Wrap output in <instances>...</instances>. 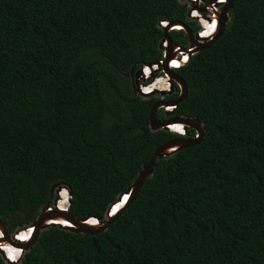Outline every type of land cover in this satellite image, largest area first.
Here are the masks:
<instances>
[{
    "label": "trees",
    "instance_id": "obj_1",
    "mask_svg": "<svg viewBox=\"0 0 264 264\" xmlns=\"http://www.w3.org/2000/svg\"><path fill=\"white\" fill-rule=\"evenodd\" d=\"M187 9L183 0H0V220L10 234L60 185L72 217L104 219L154 149L184 136L149 128L153 102L178 87L134 94L131 68L162 58L160 20L196 30ZM173 70L187 85L173 116L200 118V141L156 159L106 229L44 228L16 264H264V0H233L223 33ZM1 248L19 259L20 249Z\"/></svg>",
    "mask_w": 264,
    "mask_h": 264
},
{
    "label": "water",
    "instance_id": "obj_2",
    "mask_svg": "<svg viewBox=\"0 0 264 264\" xmlns=\"http://www.w3.org/2000/svg\"><path fill=\"white\" fill-rule=\"evenodd\" d=\"M190 6L194 7L196 6V1H189ZM233 8V0H226V3L223 4L222 9L219 12V25L217 32L208 39H199L197 37V34L194 33L190 28H188L183 22L178 20L170 21L171 24L175 25H181V27L184 29L186 37L188 42L191 45H194L193 51L189 52V54H194L197 51L204 50L208 48L212 42H214L224 31L226 23L230 19V12ZM170 24V25H171ZM168 27H162L163 35L159 43V49L166 50V56L163 63V68L169 73L171 77V88L170 91H154V93H158L160 95L170 94L174 88L175 85L179 88V94L178 96L169 101L164 100H156L153 102L150 111H149V128L150 130H158V129H164L169 130L168 125L172 122H181L185 125V136H182L181 138H172L170 140H167L163 142L162 144L158 145L154 151L151 153L148 161L144 163L141 167V169L138 171L135 179L133 182L127 187V189L120 193L115 201L111 202L107 209H106V215L105 218L100 220L98 217L92 214H87L84 217L74 218L72 217L68 212V205L70 203V197H71V190L66 186H57L56 188L51 189V196L53 198L52 203H46L42 208L40 209L38 215L36 218L29 223V225L32 227L31 230V236L29 239L25 242H21L19 240H13L11 234L8 232V229L6 227V224L4 221L0 220V230L2 232V239L0 242H7V244H15L19 246L21 249V254L18 259L20 260L22 253L27 250L36 240V237L40 230L47 228V227H57L65 230H69L76 233H82V234H95L98 232L103 231L106 229L114 217H116L126 206L127 204L132 200V198L136 197L139 193V190L145 181V179L151 175L154 171V163L156 159L163 158L164 156H168L176 152L177 150L194 145L200 141L204 134V129L202 127L201 119L198 117H183V116H173L174 111H165V115L167 116L163 120H158L156 118V111L166 106L167 104H178L181 102L187 93V85L184 81V79L176 74L173 69L167 67V61L171 57V53L173 50V45L171 43L170 36L168 34ZM164 39H167L169 44L167 48H164L162 45V41ZM201 40V42L199 41ZM185 49V48H183ZM131 78H132V88L134 91V94H139L144 97H148L152 95L150 94H142L138 88L139 79L141 78V69H134V67L131 68ZM189 128H192L195 130L197 136L190 137L189 136ZM62 188L67 189L68 191V197H67V205L65 208H60L58 206V200H59V192ZM125 196V199L123 198ZM123 200V201H122ZM120 203L119 207H116L113 209L114 205ZM57 217L63 218L64 220L68 221L70 223V226H65L60 223H54V222H47L51 219H55ZM92 218L95 219L97 222V225L89 224L87 221ZM20 228H17L15 232H18ZM0 254L5 259V261L8 264H16L17 262H10L6 258L5 251L0 246Z\"/></svg>",
    "mask_w": 264,
    "mask_h": 264
},
{
    "label": "built area",
    "instance_id": "obj_3",
    "mask_svg": "<svg viewBox=\"0 0 264 264\" xmlns=\"http://www.w3.org/2000/svg\"><path fill=\"white\" fill-rule=\"evenodd\" d=\"M187 2L188 9L186 11L187 19L191 22H194L196 25V30L194 33L197 34L199 39H208L211 38L218 30L219 25V12L223 7V4L226 3V0H183ZM189 1H196L197 5L194 7L190 6ZM169 20H160L158 23L159 27H168V34L172 31H182L185 33L181 25L171 24ZM215 25V28L212 27ZM201 42V40H199ZM173 45V50L171 57L167 61V67L174 69L178 68L187 63L190 55L189 52L193 51L194 45H191L188 40L184 44H179L171 40ZM169 42L167 39L162 41L164 48H167ZM185 48V49H183ZM166 56V50H162V58L150 63L144 64L141 66V78L139 79L138 88L142 94H150L154 91H170L172 82L169 73L163 68L164 59ZM185 57L187 59L185 60ZM176 62V63H174ZM177 86V85H176ZM178 87V86H177ZM175 88V87H174ZM173 88V90H174ZM179 89V88H178ZM162 98V97H161ZM176 104H167L161 109L167 111H174ZM179 123L181 126V131L179 133L185 134V125L181 122H174L172 124ZM170 125V124H169ZM169 128V127H168ZM169 131H173V128H169ZM194 136H197L195 133ZM32 227L28 224L24 227H21L18 231V234L22 233V238L19 241L25 242L31 236ZM16 232L13 234L14 239L18 235ZM21 254V251H20ZM20 257V255H19ZM7 258V257H6ZM10 262H18V260H9Z\"/></svg>",
    "mask_w": 264,
    "mask_h": 264
},
{
    "label": "bare ground",
    "instance_id": "obj_4",
    "mask_svg": "<svg viewBox=\"0 0 264 264\" xmlns=\"http://www.w3.org/2000/svg\"><path fill=\"white\" fill-rule=\"evenodd\" d=\"M174 63H176V62H174ZM174 123V122H173ZM177 124H179V123H175V124H172V122L170 123V125H168V127L169 128H173V130L175 131V132H179V131H181V130H178L177 128H175V126L177 125ZM180 125V124H179ZM68 191L65 189V190H60V192H59V200H58V206L60 207V208H65V204L67 205V197H68ZM125 196L126 195H124V199H125ZM123 201V200H122ZM119 206H120V203H119ZM118 206V207H119ZM47 222H54V223H60V224H63V225H65V226H70V223L68 222V221H66V220H64L63 218H60V217H57V218H55V219H51V220H49V221H47ZM89 224H92V225H97V222H96V220L95 219H93L92 220V218H90L88 221H87ZM93 222H95V223H93ZM2 239V232H1V230H0V240ZM0 246L1 247H7V246H11V247H14V248H17V249H20L19 248V246H17V245H15V244H7V242H0ZM21 250V249H20Z\"/></svg>",
    "mask_w": 264,
    "mask_h": 264
},
{
    "label": "rangeland",
    "instance_id": "obj_5",
    "mask_svg": "<svg viewBox=\"0 0 264 264\" xmlns=\"http://www.w3.org/2000/svg\"><path fill=\"white\" fill-rule=\"evenodd\" d=\"M172 91H173V90H172ZM170 94H171V93H170ZM152 95H157V96H161V97H163V96H164V95H160V94H158V93H154V92H153V94H152ZM158 100H159V99H158ZM161 100H162V99H161ZM165 118H166V117H165ZM165 118H164V119H165ZM22 227H24V226H22ZM16 230H17V229H16ZM16 230H15V231H16ZM15 231H14V232H15Z\"/></svg>",
    "mask_w": 264,
    "mask_h": 264
},
{
    "label": "clouds",
    "instance_id": "obj_6",
    "mask_svg": "<svg viewBox=\"0 0 264 264\" xmlns=\"http://www.w3.org/2000/svg\"><path fill=\"white\" fill-rule=\"evenodd\" d=\"M194 32V31H193ZM173 132V131H172ZM175 133H177V134H181V135H184L185 136V134H183V133H179V132H175ZM15 232H13L12 234H11V236H13V234H14ZM13 238V240H15L14 239V237H12Z\"/></svg>",
    "mask_w": 264,
    "mask_h": 264
},
{
    "label": "flooded vegetation",
    "instance_id": "obj_7",
    "mask_svg": "<svg viewBox=\"0 0 264 264\" xmlns=\"http://www.w3.org/2000/svg\"><path fill=\"white\" fill-rule=\"evenodd\" d=\"M189 20V19H188ZM190 21V20H189ZM185 34V33H184ZM186 35V34H185ZM187 38V37H186ZM182 45V44H181ZM162 100H164V99H162ZM164 101H169V100H164Z\"/></svg>",
    "mask_w": 264,
    "mask_h": 264
},
{
    "label": "snow or ice",
    "instance_id": "obj_8",
    "mask_svg": "<svg viewBox=\"0 0 264 264\" xmlns=\"http://www.w3.org/2000/svg\"><path fill=\"white\" fill-rule=\"evenodd\" d=\"M213 28H215V25H212ZM187 59V57H185V60Z\"/></svg>",
    "mask_w": 264,
    "mask_h": 264
}]
</instances>
